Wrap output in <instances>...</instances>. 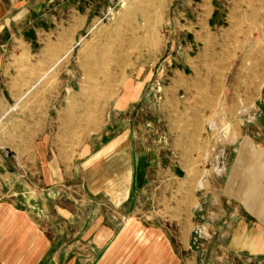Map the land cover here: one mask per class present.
<instances>
[{"label":"rangeland","instance_id":"374dc122","mask_svg":"<svg viewBox=\"0 0 264 264\" xmlns=\"http://www.w3.org/2000/svg\"><path fill=\"white\" fill-rule=\"evenodd\" d=\"M232 1L54 0L32 13L35 21L24 30L32 55L5 56L3 64L11 66L2 65L0 73V99L6 101L0 105V178L17 175L26 162L24 193L32 196L41 184L40 162L53 161L68 187L61 188L59 202L85 220L102 214L116 225L163 228L181 264H263L255 245L258 223L248 217L242 200L256 192L258 179L252 174L245 178L239 168L234 183L227 181L245 141L250 161L257 162L264 152V98L256 101L254 90L229 87L241 75L236 58L235 72L218 74L221 88L210 89L217 82L210 81L204 49L211 28L217 34L226 31ZM258 11L263 20V8L246 10L252 44L264 31ZM15 47L10 48L13 54ZM131 81L147 84L144 96L120 111L119 99ZM178 81L182 89L168 93ZM130 128L127 140L137 156L149 160L140 172L147 183L138 184L119 206L93 190L104 177L92 161L98 146L111 139L104 137L106 132ZM40 129L42 136L36 137ZM172 131L181 136L183 147L197 148L200 170L179 163L183 158L169 140ZM88 146L90 155L83 157ZM193 154L184 160H193ZM62 164L73 178H65ZM109 165L112 173L114 164ZM132 171L125 168L120 176L129 180ZM196 171L203 184H190ZM183 209L187 215H171ZM117 214L120 218H113ZM179 222L189 229L181 231ZM139 252L145 255L146 250Z\"/></svg>","mask_w":264,"mask_h":264},{"label":"crops","instance_id":"0c3cea01","mask_svg":"<svg viewBox=\"0 0 264 264\" xmlns=\"http://www.w3.org/2000/svg\"><path fill=\"white\" fill-rule=\"evenodd\" d=\"M53 1L0 0V73L5 71V69H1L2 65L11 66L9 61L3 64L5 56L32 55L31 45L26 46L25 26L35 21L32 13L42 10ZM250 6H254V9L257 10L261 8L264 10V0L256 2L251 0L232 1L229 4L226 31L223 34H217L211 28L208 32V40H206L209 43L204 49L208 50L211 62L212 77L210 81L215 79L217 82L215 86L211 85L210 89L221 88L219 81L221 75L218 74L235 72L237 61L235 65L234 59L236 58L241 61V67L237 71V74L241 75L229 87L248 91L252 89L255 93L254 98L259 101L261 97L264 98V31L255 40L256 44H252L249 28L245 27L250 23V16L246 15V10ZM258 12L260 18L258 21L264 24V18L263 20L261 18L262 14L260 11ZM212 21L213 18L210 17V24ZM11 47H15L12 49L14 54L10 52ZM218 58H220V66ZM251 58L253 65H251ZM35 68L36 65L30 69ZM178 73L181 77V70H178ZM250 74L253 78H250ZM218 84L220 85L218 86ZM146 86L147 84L142 82L131 81L128 83L124 88L123 96L119 99V105L122 107L120 111L125 110L129 105L139 103L144 96ZM181 87L178 81V84L173 85L168 93L173 94L175 91L173 89L180 90ZM210 98L217 101V95L213 93L210 94ZM5 102V99H0V105ZM35 131L36 137L42 136L41 129ZM131 131L130 128L129 131L115 129L106 132L104 137L111 135V139L98 146L97 151H94L97 158H93L92 161L100 165L103 170L100 176L104 177L96 181V188L93 190L97 194L110 196L119 206L130 200L131 191L138 184L147 183L140 176V172L148 167L149 160H146L144 155H136L132 143H129ZM127 133H130V137ZM173 133L174 131H172V135H169V140H171L172 146L177 149L178 156L183 158L179 163H183V167H186L187 163H192L188 166L200 170L203 165L196 153L197 148L194 150L183 147L184 141L181 136L177 132L173 136ZM248 145V142L245 141L237 162L230 167L231 172L227 184L234 183L236 169L239 168L243 169L242 175H245V178L252 174V178L255 176L258 179L256 192L252 191L242 200L247 201L246 213L248 217H252L258 223V242L255 245L258 246V255L264 257V152L258 153L259 160L257 162H252L249 160L251 154ZM90 150L91 146H88L87 152L83 150V157L89 156ZM19 151H23V149H19ZM40 151L45 152L41 148ZM191 152H194L193 160L187 162L184 158ZM21 163L22 166L18 168L17 175L7 174L0 178V264H89V262L92 264H181L180 259L173 254L171 243L163 228L145 229L134 222L116 225L107 218V215L102 214L91 220H85L82 213L61 205L59 201L63 200V195L59 197L58 194L62 187L66 189L68 187L65 186L66 183H63L62 168L59 166L57 169L53 161L40 162L42 179L39 190L35 189L34 192H30L32 196L24 193L27 192L28 181L25 180L22 172L26 173L25 169L27 167L30 169V167L24 161ZM110 163L114 164L115 168L112 173L109 170ZM62 165L65 168V178H73L68 175L67 166ZM125 168L133 170L129 180L120 176ZM196 172L197 174L190 184H203L201 171ZM104 184H111L115 187L105 190L107 191L105 193L102 187ZM127 186H130V189H126ZM9 195L15 197H9ZM252 202L255 203L253 208H251ZM195 207L194 210L197 209ZM171 215L180 217L187 214H184L183 209L175 211ZM120 216L117 214L113 218H120ZM78 221H81L82 224L74 227ZM179 223H181L179 225L183 232H186L190 227L188 223V227L184 226L182 222ZM250 223L253 224V222ZM251 229L247 230V233L252 234ZM140 248H145V255L139 252Z\"/></svg>","mask_w":264,"mask_h":264}]
</instances>
